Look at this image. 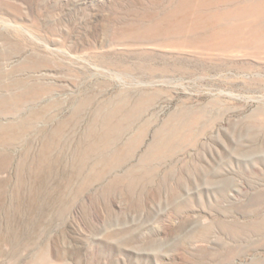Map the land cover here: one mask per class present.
Listing matches in <instances>:
<instances>
[{
	"label": "rangeland",
	"instance_id": "1",
	"mask_svg": "<svg viewBox=\"0 0 264 264\" xmlns=\"http://www.w3.org/2000/svg\"><path fill=\"white\" fill-rule=\"evenodd\" d=\"M199 2L0 0V264H264V44Z\"/></svg>",
	"mask_w": 264,
	"mask_h": 264
},
{
	"label": "bare ground",
	"instance_id": "2",
	"mask_svg": "<svg viewBox=\"0 0 264 264\" xmlns=\"http://www.w3.org/2000/svg\"><path fill=\"white\" fill-rule=\"evenodd\" d=\"M186 1L188 2L189 0ZM220 5H228V6L231 5L233 7H231V9H228V11L217 10V9H221L218 8ZM210 8H217V9H213L212 11L210 10ZM197 9L198 11L196 13L193 12V14H189V13L185 14V16L181 19L180 23L185 22L188 19H191L192 28H198L200 26L208 27L209 29V33L207 34L208 38H221L225 42L226 40L230 41L233 38L238 39L241 36L243 37L244 34L249 33L248 39L247 37H245V41L246 39L252 40L258 46L264 44V0H200V2L197 5ZM232 15L235 16L234 18L237 19L238 23H232V22H229L227 24L219 23L220 18L225 16H232ZM27 214H25V216Z\"/></svg>",
	"mask_w": 264,
	"mask_h": 264
}]
</instances>
